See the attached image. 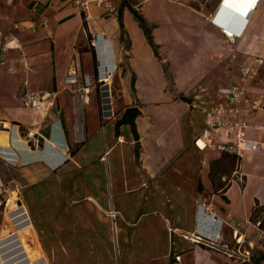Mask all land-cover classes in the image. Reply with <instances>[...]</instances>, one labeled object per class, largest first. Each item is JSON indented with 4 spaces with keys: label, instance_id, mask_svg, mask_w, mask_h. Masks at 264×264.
I'll return each instance as SVG.
<instances>
[{
    "label": "crops",
    "instance_id": "0c3cea01",
    "mask_svg": "<svg viewBox=\"0 0 264 264\" xmlns=\"http://www.w3.org/2000/svg\"><path fill=\"white\" fill-rule=\"evenodd\" d=\"M253 1L221 0L213 13L193 11L200 18L204 29L192 36L193 42L183 40L185 38L180 41L189 47H194L196 43L209 47L210 66L200 74L201 78L195 80L178 75L173 59L169 55H163V62L171 60L169 63L175 88H168L169 79L166 78L164 90L169 95L164 102L170 103L166 114L161 112L164 102L151 98V94L144 90L142 75H134L135 89L132 92L121 77V92L126 104L137 106L141 111L136 118L139 139L129 141L127 133L123 134L122 131L132 134L131 128L129 125L116 128L118 114L113 104L114 98L109 94L118 63L116 40L120 37V31L117 18H113L116 31H112L106 25L107 21L102 19L99 22L100 18L95 17L91 9L85 27L83 16L72 0L55 1L50 7L37 0H0V181L3 182L11 168L20 170L23 180L37 184L35 182L57 175L56 170L61 169L58 174L66 173L70 166H75L81 167L75 181L80 180L83 186L88 187L84 182L91 175L98 180L95 177L98 174L92 172V157L100 156L101 160H106L107 153L120 146V154L116 157V175L119 195L129 194L128 203H123V197L119 196V201L113 198L104 205L101 196L86 193L83 194V199L87 203L78 206L81 210L85 208L96 211L95 220L99 223L109 219L104 214L110 216L111 211L105 212L110 207L116 209L114 212L120 211L123 214V219L117 221V232L120 236L123 235V243L126 244L122 247L120 257L125 256L131 261L130 264H238L237 260L224 251L206 248L192 236L193 233H198L205 237L211 236L214 240L218 238L220 245L224 238L220 229L224 220L230 218L245 221L249 219L256 201L264 205V192L253 189L251 208H246L245 219H239L237 211L247 204L253 176L264 164V128L255 126H264V109H252L248 103L241 106V117L249 126L246 128V137L258 143L256 150L246 151L242 155L240 173L246 177L244 185L240 180H234L238 176L233 174L232 184L224 192L216 191L208 174L210 169L208 172L207 168L200 170L194 183L190 159L187 155L179 157V153L190 146L199 150L212 147L216 148L213 157L217 159L222 153L221 146L228 141L219 134L215 136L213 146L201 149L195 143L206 127V114L203 110L210 107L225 89L240 82L236 65L251 56L264 58V0H259L255 9L251 10ZM101 14L106 19L110 16L104 15V12ZM74 22L78 23L79 31H82L84 37L81 41L75 40L72 43V56H76L78 60L70 61L63 70L65 53L60 51L58 43L71 35V25ZM20 23L21 26L15 28V24ZM224 28L234 32V42L223 33ZM114 32L115 39L112 36ZM95 37L103 54V66L113 63L116 64V70L109 72L106 82L94 83L90 92L85 93L81 88L84 76H98L100 64L96 60V47L89 45L92 48L89 51L82 45L77 47V44ZM88 52L92 53V58L89 69H86L82 57ZM129 52L132 54V47ZM107 55L112 57L108 59ZM232 55H236L235 66L228 72ZM129 68L133 73L132 67ZM104 69L108 70L107 67ZM72 71L76 72V83L68 84L66 77ZM162 72L165 77V71ZM263 80L264 65L261 66L259 75L248 83L251 99L257 100L264 92ZM32 94L38 99L42 95L51 96L43 102L41 110H38L24 103V99ZM182 95L189 101L182 100ZM48 100H51L49 105L46 104ZM152 107L153 110L150 111ZM170 109H174L175 114H170ZM193 116H197L200 123L195 128ZM29 131L34 133L33 139L27 136ZM101 132L104 139L107 137L110 142L109 148L103 153L100 145ZM248 159L253 164L251 169L246 162ZM221 179L225 180V176ZM211 189L214 192L210 194L213 199L210 203L207 202L210 197L207 193ZM36 191L40 192L38 189ZM13 195H16L15 192ZM150 201L165 207L168 231L176 234V239L172 237L170 242L168 236V240L163 237H156L155 240L152 234H144L149 245L133 254L137 241L144 243V235L134 229L141 216L140 205H149ZM78 202L79 199L72 201L74 204ZM201 205H205V210L214 215L203 216ZM12 211L10 215L19 224V228L10 235V228L3 226L0 264H30L43 256L47 260L33 219L31 224L28 223L27 212L17 204ZM90 223L95 221L87 220L82 226L97 240L100 237L97 232L101 227L93 228ZM81 236L87 241L86 234L82 233ZM234 238L243 240L244 234L236 228ZM158 240L163 243L160 250H156L154 245ZM173 253L181 254V260L177 261Z\"/></svg>",
    "mask_w": 264,
    "mask_h": 264
},
{
    "label": "rangeland",
    "instance_id": "374dc122",
    "mask_svg": "<svg viewBox=\"0 0 264 264\" xmlns=\"http://www.w3.org/2000/svg\"><path fill=\"white\" fill-rule=\"evenodd\" d=\"M37 1L50 7L53 6L55 1L59 0ZM130 1L144 13L149 23L154 26V40L157 44L161 45L159 48L161 59L159 60L155 56L151 45L146 40L142 28L139 26L133 14L126 8L124 10V23L131 38L132 54H130V52L127 54V49L123 43H120V39L116 40L118 63L111 84V91L109 92L110 96L112 95L114 98V101L113 99L112 101L115 105L116 114H118L116 116L117 119L121 118L125 108L130 106L126 104L125 98L121 92V77H123L129 91L132 92V79L134 75L136 73L142 75L146 93L149 95L151 94V98H157L163 102L166 101L169 95L168 92L164 90L166 78H169L168 88L170 90H175L174 79L169 63L171 60H164L163 62V55H169V57L173 59L178 75L190 77L195 80L201 78L202 75L200 74L204 73L210 66L211 61L209 60V55L211 51L209 47H202L200 46L201 43H199V45L196 43L194 47H189L184 45L180 39L185 38L183 40L193 42L192 36H195L197 31H203L204 29V25L200 18L194 14V12L200 11L204 14L213 13L221 2V0ZM113 2L117 6V9H120L124 0H113ZM92 9L95 17L100 18L98 19L99 22L105 19L107 21L106 25L112 31H116L113 18H117V14H109V18L107 17L108 19H106V16L101 14L104 12L103 10L97 9L96 7H92ZM104 15H107V12ZM77 24V22L72 23L70 31L73 32L71 35L58 43L60 51L65 53L62 63L63 70L70 61L73 60L75 62L78 60V58L74 55L72 56L71 53L73 41H81L84 37L82 31H79ZM115 35L116 32L112 34L114 39ZM208 44L210 45L209 42ZM80 45L92 51V48L89 46L91 45V40L88 39L85 43H78L77 47ZM200 47L202 48L200 49ZM91 58V52L83 54L82 61L86 69H89ZM164 66L167 70L168 77L167 75L164 77V73L162 72ZM129 67H132L133 73ZM100 91L102 90L100 89ZM125 96L127 97V94H125ZM247 98H251V96L248 94ZM169 104L170 103L167 102L162 104L163 109L161 112H163V114H166ZM242 104L246 106L247 103L243 102ZM150 108H148V110ZM152 110L153 107L150 111ZM170 114H175L174 109H170ZM198 120L197 116H193L192 122L194 123V128L197 127L198 124L200 125ZM122 127L125 128L126 126ZM124 132L122 131L123 134L127 133L129 141L134 139L132 134H129L130 132ZM151 140L155 143L154 139ZM152 142L151 145H153ZM100 145L103 148L102 153L105 152L110 145L108 138L105 137L104 139L103 132H101ZM119 151L120 146H117L114 151L110 150L107 153L110 155L106 156V160H101L100 156L92 157V172L98 174L97 176L95 175L98 180L93 179L94 176L91 175L90 179H86V182H84L85 184L87 183L88 187L83 186L80 180L75 181L78 176L77 173L81 171V167L70 166L66 173L60 174H58V171H61V169L56 170L55 173H57V175H53L43 181L35 182L37 184L23 180L21 171L18 169L11 168V170L6 173L8 180L5 177L3 182L0 181V199L5 200L10 196L15 199V196H18L17 200L22 201L23 209L27 212V221L33 219L38 233V239L43 249V254L47 257V260L43 256L42 259L31 262L30 264H121L123 262L124 264H130L131 261L126 259L125 256L120 257L122 247L126 244L123 243V235L120 236L117 232V221H119L120 218L123 219V214L119 211L117 217L113 218L105 213L104 215L109 218V221L107 220L103 223H99L95 220L97 215L96 211L87 210L85 208L81 210L78 208V206L80 207L82 203L86 202L83 199V194L86 193L101 196L104 205H107L108 201L113 200V198L115 201H119V196L123 197V203H128L129 194L119 195V181L116 175L118 164L116 157L120 154ZM215 152L216 148L212 147L199 150L194 146H190L184 152L179 153V157L187 155L190 159L191 164L189 166L191 168V175L194 176V183H196L201 169L207 168L209 172L210 162L214 159L213 156ZM246 162L248 168L251 169L253 167L252 162L249 159L246 160ZM240 165L238 164L237 167H235L236 170L233 172L230 169L226 170L225 179H228L227 181L235 174L238 176L240 182H243V176L240 173ZM216 169L217 168H215V170ZM208 174L210 176V172ZM218 174L220 173L217 171L215 179L219 182L220 176ZM36 189L40 192H37ZM253 189H259L264 192V164L258 168L257 173L253 176L250 184L249 196L246 200L247 204H245L243 208L240 207L239 211H237L239 219H245L247 214L246 208L248 207L249 210L251 208V195L253 194ZM208 191L207 196L210 197L207 199V202L211 203L213 199L210 194L213 193L214 190L211 189ZM14 192L16 194L15 196L13 195ZM75 199H79V202L74 204L72 201ZM204 199L203 197L202 200L204 201ZM15 207L16 203L12 205V209ZM140 208L139 214H141V216L138 218L137 226L134 228L136 231L141 232V235L152 234L155 240L156 237H163L164 240H168V236L170 242H172V237L174 240L176 239V234L168 231V224L165 219V217H167L165 207L157 206L153 201H150L149 205H140ZM108 210L115 211L116 209L110 207L105 212ZM209 213H211V211ZM87 220L95 221V223H90L93 228L98 226L101 227V230L97 232L100 236L97 240L89 231H86L87 228L82 226ZM18 225L17 222L13 221L12 216L5 215L4 209L0 207V237L2 235L3 226H8L12 232L11 234H14L18 230ZM236 228L239 232L244 234L243 240L238 241V239L234 238V229ZM96 230H99V228H96ZM221 230L224 233V238H222L223 240L221 243L227 244L228 249L235 253V256L232 258L237 260L238 264H241L244 256L250 257L251 259L259 257L261 251L264 250V238L260 236L258 229L255 227V222L249 219L245 221H235L227 218L221 224ZM82 233L86 234L87 241L84 240V237H80ZM193 234L192 237L196 238V234L198 233ZM34 238L37 242L35 235ZM205 241L208 240L205 239ZM143 242L142 245L140 241H137L132 251L133 254L140 252L142 248L145 249L149 245L145 235L143 236ZM154 245L156 250L158 248L160 250L162 249L163 243L161 244L158 240ZM173 255H175V253H173ZM161 264H163V262ZM261 264H264V260Z\"/></svg>",
    "mask_w": 264,
    "mask_h": 264
},
{
    "label": "built area",
    "instance_id": "2783aa9c",
    "mask_svg": "<svg viewBox=\"0 0 264 264\" xmlns=\"http://www.w3.org/2000/svg\"><path fill=\"white\" fill-rule=\"evenodd\" d=\"M72 1L79 9L80 13L84 14L86 18L90 16V11L92 7H97L103 10L105 14L107 12V14L115 15L118 10L113 0H72ZM20 26L21 24H15V28H19ZM222 31L232 42L235 41L234 35L230 36L229 32L225 29H223ZM98 44L99 43L96 37L95 39L91 40V46L96 47L97 50L96 60L98 59L100 64L98 67L99 73L98 76L94 74L84 76L83 85L81 88L82 91L85 93L90 92V87L94 83L102 82V81L106 82V80L108 79V77L106 76L108 75V72L107 70L104 69V67L107 68L114 67L113 72L116 70V64L113 63L107 66L106 65L103 66V62H102L103 59H101V56H103V54L100 51V47L98 46ZM107 57L108 59L111 58L108 55ZM235 58L236 55H232L227 70L228 72H231L232 66H235V61H234ZM262 65H264V58L252 57V56L248 57L247 59L243 60L242 62L236 65L239 72L240 82H237L231 85L228 89H225L223 93L220 95V97H218V99L215 100L210 105V107L205 108L203 110L206 114V127L203 133L201 134V136L197 137V139L195 140V143L198 147L203 149L208 146H213L215 144L214 143L215 136H218L220 134L222 135L223 138L228 140L224 145L221 146L222 150L234 152L242 156L246 151L256 150L258 148L257 147L258 143L252 142L248 140L246 137V128L249 126L248 123L241 117V106L243 105L242 103L245 102L250 104L252 109H264V92L261 93V96L257 100L247 98L248 83L259 75L260 68ZM75 76H76L75 71L70 72L66 77V82L68 84L76 83V80L74 79ZM50 96L51 94L42 95L41 98L38 99L39 97H36L35 95L32 94L28 96L26 99H24V103L27 106L41 110L40 108L43 107L42 105L43 102L46 101L47 98H49ZM86 99H89L88 96H86ZM50 101L51 100H48L46 104L49 105V103H51ZM255 126L259 128H264V126L258 124ZM27 136L30 139H33L34 133L32 131H29L27 133ZM201 140L204 142V146L200 145L199 142ZM66 149L67 150L69 149L67 145H66ZM17 202H18L17 199H13V197L10 196L5 200L0 199V207L4 209L5 215H10L13 212L12 205L14 203L17 204ZM17 206H19V204H17ZM19 207L23 208V205ZM201 209H202L201 214L203 216L214 215L213 213H209V211L205 210L206 209L205 205H201ZM27 222L31 224L30 219ZM255 227L258 229L260 236L264 238V220L259 219L257 222H255ZM218 233L217 235H219ZM205 239H207L208 241H205ZM194 240L196 242L199 243L202 242L206 245H209L213 249L222 250L225 253H227L230 257L235 256V253L230 249H228L227 244H222L220 247L219 243L217 242L218 238H215L214 240L211 236L205 237L204 235L196 234V238H194ZM175 259L177 261H180L181 254L175 255ZM248 261H250V257L244 256L242 262H248Z\"/></svg>",
    "mask_w": 264,
    "mask_h": 264
},
{
    "label": "trees",
    "instance_id": "16d2710c",
    "mask_svg": "<svg viewBox=\"0 0 264 264\" xmlns=\"http://www.w3.org/2000/svg\"><path fill=\"white\" fill-rule=\"evenodd\" d=\"M126 8L133 14L139 26L142 28L147 42L151 45L155 56L160 60L161 55L159 52V48L161 46L157 44L154 40V35H153L154 26L149 23L144 13L141 10H139L135 6V4L132 3L130 0H124L121 8L120 9L118 8L117 13H116L117 21L119 23V31H120L119 39L124 44L125 48L127 49V54L132 47V42H131V38L129 36V33L124 23V10ZM82 16L84 19L83 23L86 27L87 19L84 14H82ZM164 71L168 77V73H167L165 66H164ZM132 88L135 89V76L132 79ZM181 99L184 101H189V99H187L183 95L181 96ZM221 152L222 153L219 158L213 159L210 162V176H211V181L214 187L216 188V191L221 190L222 192H224L232 184V178H229V181H227L228 179L222 180L221 178L226 176L227 169H230L232 172L236 170L235 167H237L238 164L239 165L241 164L242 156L238 155L237 153L230 152L227 150H222ZM215 168H217L216 170L220 173L218 174L220 176L219 182L215 179V175H217V171L215 170ZM242 176H243L242 184L244 185L246 182V177L245 175H242ZM234 180L237 181L239 180V178L235 177ZM259 219L264 220V205H261L258 201H256L255 205L253 206L251 210L249 220L252 222H257ZM200 244L206 248L213 249L211 246L206 245L202 242ZM263 260H264V250L261 251L259 257H255L252 259L250 258V261L241 262V264H261Z\"/></svg>",
    "mask_w": 264,
    "mask_h": 264
},
{
    "label": "water",
    "instance_id": "95a60500",
    "mask_svg": "<svg viewBox=\"0 0 264 264\" xmlns=\"http://www.w3.org/2000/svg\"><path fill=\"white\" fill-rule=\"evenodd\" d=\"M141 113L137 106L127 107L120 119L116 122V128L118 129L122 125H129L135 140L139 139V133L137 130L136 118ZM19 205H22V201H18Z\"/></svg>",
    "mask_w": 264,
    "mask_h": 264
},
{
    "label": "bare ground",
    "instance_id": "6f19581e",
    "mask_svg": "<svg viewBox=\"0 0 264 264\" xmlns=\"http://www.w3.org/2000/svg\"><path fill=\"white\" fill-rule=\"evenodd\" d=\"M258 0H254L253 2H252V5L250 6V9L251 10H254L255 9V7H256V5H257V2ZM225 30H227L228 32H229V35L231 36V35H234V32L232 31V30H230V29H228V28H224ZM234 37H235V35H234ZM109 50V49H108ZM112 57V56H111ZM113 62V60H110V62ZM115 62V61H114ZM113 69H114V67H109L108 68V70H107V72H108V74H109V72L111 71V72H113ZM107 76V75H106ZM200 145L201 146H204V142L201 140L200 142ZM110 216H112V217H116L117 216V213L116 212H114V211H111L110 213Z\"/></svg>",
    "mask_w": 264,
    "mask_h": 264
}]
</instances>
